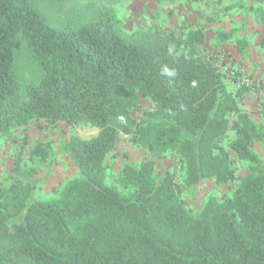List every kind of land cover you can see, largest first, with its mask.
Listing matches in <instances>:
<instances>
[{"label": "trees", "instance_id": "trees-1", "mask_svg": "<svg viewBox=\"0 0 264 264\" xmlns=\"http://www.w3.org/2000/svg\"><path fill=\"white\" fill-rule=\"evenodd\" d=\"M253 13L264 20V9ZM204 42L202 28L128 33L109 9L57 23L32 0H0V137L33 121L98 130L65 140L77 175L50 199H35V169L16 158L0 186V264H264V119L240 108L245 90L229 91ZM142 100L152 109L137 122ZM121 133L152 159L107 173ZM49 153L38 142L29 159ZM167 154L186 187L237 185L192 213L174 174L156 171ZM235 159L248 165L244 178Z\"/></svg>", "mask_w": 264, "mask_h": 264}, {"label": "rangeland", "instance_id": "rangeland-1", "mask_svg": "<svg viewBox=\"0 0 264 264\" xmlns=\"http://www.w3.org/2000/svg\"><path fill=\"white\" fill-rule=\"evenodd\" d=\"M32 2L52 21L81 24L99 10L109 9L116 13L125 32L136 29L176 30L179 35L191 28L205 31L203 52L219 72L225 75V84L230 92L245 90L239 104L257 123L264 119V56L261 42L264 40V20L253 9H264V0H170L154 4L148 0H69L50 5L46 0ZM19 68L24 80L31 75L28 58L21 55ZM148 100L141 101V108L134 114L138 122L144 111L151 110ZM130 130V129H129ZM98 130L88 124L68 127L59 122L54 125L33 121L16 128L11 137H0V186L12 175L16 158H21L24 167L35 169V199H50L52 190L77 175L76 165L64 150L65 140L75 135L90 139ZM231 135V134H230ZM132 133H121L115 151L108 157L107 173L115 174L125 163L137 165L152 159L147 150L131 142ZM38 142H49L50 153L46 160L31 161L30 152ZM256 153L262 157V147L254 144ZM236 176H247V163L235 159ZM159 175L173 173L186 207L192 213L201 209L209 197L220 200L225 193L234 191L237 182L218 185L204 180L189 188L183 185V174L174 154H167L156 161Z\"/></svg>", "mask_w": 264, "mask_h": 264}, {"label": "clouds", "instance_id": "clouds-1", "mask_svg": "<svg viewBox=\"0 0 264 264\" xmlns=\"http://www.w3.org/2000/svg\"><path fill=\"white\" fill-rule=\"evenodd\" d=\"M165 71L167 72L168 70H167V69H165ZM169 74L171 75V74H174V73H169Z\"/></svg>", "mask_w": 264, "mask_h": 264}]
</instances>
